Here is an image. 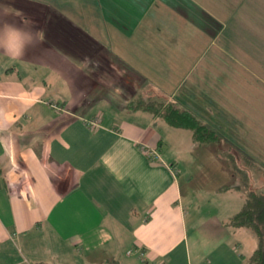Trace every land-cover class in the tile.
Segmentation results:
<instances>
[{
    "label": "crops",
    "instance_id": "crops-1",
    "mask_svg": "<svg viewBox=\"0 0 264 264\" xmlns=\"http://www.w3.org/2000/svg\"><path fill=\"white\" fill-rule=\"evenodd\" d=\"M156 1L0 0V264H245L229 220L245 186L264 191L263 17ZM140 92L219 140L130 109ZM168 127L191 132L176 156ZM194 171L204 202L236 203L188 229L180 176ZM12 244L27 257L8 258Z\"/></svg>",
    "mask_w": 264,
    "mask_h": 264
},
{
    "label": "rangeland",
    "instance_id": "rangeland-1",
    "mask_svg": "<svg viewBox=\"0 0 264 264\" xmlns=\"http://www.w3.org/2000/svg\"><path fill=\"white\" fill-rule=\"evenodd\" d=\"M213 1L210 5L211 7L216 8L218 10L217 11L218 13H221L219 15H220V19L223 21L224 19L225 20L228 19L229 16H233L232 17L233 21L239 22L238 20L247 17L248 14H249V18L257 19L258 13H261V16L263 17L262 22H264V0H213ZM160 2L161 0H157L156 6H160L159 5ZM73 3L78 4V7H83L84 0H73ZM80 3H82V6H80ZM97 8H100L99 2ZM141 93L142 92L138 94ZM152 97L158 99L162 98L164 100L166 98L156 94L152 95ZM168 128H171L170 130H173L171 132H179L177 134L171 132L169 133L170 142L168 143L166 149L168 153H174L176 156V153L178 152V150H180V148H185L186 146L191 144L189 143L191 141V132L188 129H178V128L175 129L173 127H168ZM177 156H179V154ZM240 165L243 166L244 165L243 162H241ZM189 167L192 169L193 167L192 162H190V164L185 165L186 169H189ZM194 174L195 175L193 179L190 181L183 179L184 175L180 176V182H182V191L184 195L183 201L184 200L186 201L182 203L184 204L187 211L189 210V212L191 213L186 220L188 229H191L189 228V226L195 222L192 221V219L194 220L195 218L196 221L199 222L198 225H201V223L204 222L203 217H205L206 213L209 212V209H214V207H217V204H221V205L223 203L226 204V206L222 207L221 209L223 211L225 210L228 211V209L230 208L233 209L232 207H234L236 203V202H204L206 199L204 200L203 197L206 196L205 194L209 193L210 185L206 184L202 188H200L199 175L197 174L196 171H194ZM237 181H239L240 183L244 181L242 174L241 175L239 174ZM254 184L250 183L249 185L245 186L246 191L252 189L254 187ZM198 194H200L199 198H198ZM200 196H201V200H200ZM192 199H195L197 202H187V200L192 201ZM194 211L196 212L193 213ZM238 230L239 229L232 231L233 233L230 242L228 243H230L233 246H236L237 250L242 251V253L247 257L250 254V252L254 249L256 245V240L249 229L243 228L239 231ZM13 244L11 246L6 245L8 247V252H7L8 258H11L12 256L18 257L20 259L27 257L24 256L22 252H20V250L18 249L16 250V248L13 247ZM23 264H26V262Z\"/></svg>",
    "mask_w": 264,
    "mask_h": 264
},
{
    "label": "trees",
    "instance_id": "trees-1",
    "mask_svg": "<svg viewBox=\"0 0 264 264\" xmlns=\"http://www.w3.org/2000/svg\"><path fill=\"white\" fill-rule=\"evenodd\" d=\"M130 109L142 108L162 117L169 125L191 129L195 141L208 143L218 141L219 134L203 123L193 112L180 107L172 100H159L152 95L138 94L128 105ZM234 227H244L251 231L256 245L247 257L245 264H264V191L249 189L240 209L229 220ZM36 264H47L38 262Z\"/></svg>",
    "mask_w": 264,
    "mask_h": 264
},
{
    "label": "clouds",
    "instance_id": "clouds-1",
    "mask_svg": "<svg viewBox=\"0 0 264 264\" xmlns=\"http://www.w3.org/2000/svg\"><path fill=\"white\" fill-rule=\"evenodd\" d=\"M10 31L8 32V36L10 39L12 38H16L19 39V37L21 36V30L20 29H16V28H12L11 26H9ZM40 39H43V33H39ZM24 49H25V44L23 41H20L18 44L12 45L10 46V50L13 52V54L15 56H21L24 54Z\"/></svg>",
    "mask_w": 264,
    "mask_h": 264
},
{
    "label": "built area",
    "instance_id": "built-area-1",
    "mask_svg": "<svg viewBox=\"0 0 264 264\" xmlns=\"http://www.w3.org/2000/svg\"><path fill=\"white\" fill-rule=\"evenodd\" d=\"M93 123H94V121H93ZM147 152H148V154L151 153L150 151H147Z\"/></svg>",
    "mask_w": 264,
    "mask_h": 264
}]
</instances>
